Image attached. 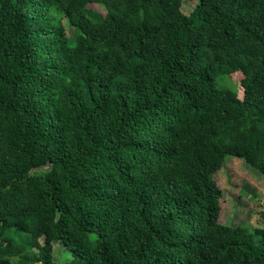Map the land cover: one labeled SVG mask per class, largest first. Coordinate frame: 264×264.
Returning a JSON list of instances; mask_svg holds the SVG:
<instances>
[{
    "label": "trees",
    "instance_id": "obj_1",
    "mask_svg": "<svg viewBox=\"0 0 264 264\" xmlns=\"http://www.w3.org/2000/svg\"><path fill=\"white\" fill-rule=\"evenodd\" d=\"M227 157L264 179V0H0V264H264Z\"/></svg>",
    "mask_w": 264,
    "mask_h": 264
},
{
    "label": "rangeland",
    "instance_id": "obj_2",
    "mask_svg": "<svg viewBox=\"0 0 264 264\" xmlns=\"http://www.w3.org/2000/svg\"><path fill=\"white\" fill-rule=\"evenodd\" d=\"M196 2L190 1L184 7L185 12L193 11ZM92 8L97 9V5ZM101 9V8H100ZM67 35L73 39L75 32L69 23L64 20ZM218 83L230 81L228 77H217ZM234 82H240L235 78ZM235 89V87L231 88ZM218 186L222 189L224 197L221 201L222 211L220 222L231 226H246L251 230L257 227L264 228L262 213L264 212V179L246 167L240 159L227 157L222 169L214 176ZM247 193H244L246 189ZM44 243V238L42 239ZM64 252L60 244L55 245L54 259L63 263Z\"/></svg>",
    "mask_w": 264,
    "mask_h": 264
}]
</instances>
